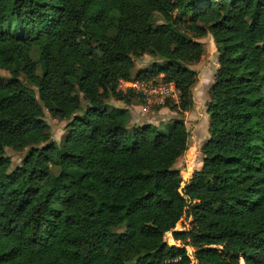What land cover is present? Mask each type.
<instances>
[{
  "label": "trees",
  "instance_id": "16d2710c",
  "mask_svg": "<svg viewBox=\"0 0 264 264\" xmlns=\"http://www.w3.org/2000/svg\"><path fill=\"white\" fill-rule=\"evenodd\" d=\"M119 4L0 0V69L10 74L0 82V264H264V0ZM206 34L218 62L209 137L182 185L188 64ZM144 54L151 66L133 74ZM158 75L179 93L165 104L176 118L165 131H129L127 108L108 100L131 102L120 79ZM45 110L80 113L60 144ZM6 147L25 150L19 165ZM182 217L190 226L174 231Z\"/></svg>",
  "mask_w": 264,
  "mask_h": 264
},
{
  "label": "rangeland",
  "instance_id": "374dc122",
  "mask_svg": "<svg viewBox=\"0 0 264 264\" xmlns=\"http://www.w3.org/2000/svg\"><path fill=\"white\" fill-rule=\"evenodd\" d=\"M127 7L128 0H120V11L124 12ZM195 40L202 44L204 53L198 62L188 64L190 68L196 71V79L191 87L193 103L190 108L183 112L185 126L188 131V142L186 150L181 156L178 157L174 164V167L177 168L181 174L183 181L182 185H184L185 181L189 179L192 172L199 169L202 164L200 147L202 143L209 137L208 114L205 111V105L209 101L208 91L218 68L217 47L212 36L210 34H206L203 37L195 38ZM36 57L37 51L34 49L32 52V58ZM152 62L153 58L151 56L147 54L142 55L135 61L133 74H135L138 69L149 68ZM9 77L10 74L8 71L0 69V82H6ZM152 79L161 81V75H158ZM131 95L130 103L127 104L123 102L124 105L129 106V108H127L129 111V121L127 128L129 131L144 124H152L155 125L159 130L165 131L168 126L173 123L177 116V113L174 110H171L168 108V106H165V104H173L175 102L173 98H165L162 102H146L134 94ZM79 96L82 101V108H84L85 100L81 94H79ZM117 101L118 100L116 99L110 98L108 100V105L115 106V104H121L117 103ZM120 102H122V100H120ZM78 114L80 113H75L70 119H59L51 116L48 111L45 110L44 118L49 125L51 139L60 144L62 137L67 130L68 123L73 121L76 116H78ZM24 153L25 150L15 151L9 147H6V154L12 162L11 168L20 164ZM51 171L53 173H57L58 168L52 167ZM193 203L197 204L198 201H193ZM189 226V220L182 217L177 222L175 229L183 230ZM165 240L169 244L179 243L173 239L171 231H168L165 234ZM187 250L189 254H191L193 251L192 248H187Z\"/></svg>",
  "mask_w": 264,
  "mask_h": 264
},
{
  "label": "built area",
  "instance_id": "2783aa9c",
  "mask_svg": "<svg viewBox=\"0 0 264 264\" xmlns=\"http://www.w3.org/2000/svg\"><path fill=\"white\" fill-rule=\"evenodd\" d=\"M117 90L122 93L132 92L146 102H162L165 98H173L177 102L179 95L171 82L141 79H120Z\"/></svg>",
  "mask_w": 264,
  "mask_h": 264
},
{
  "label": "crops",
  "instance_id": "0c3cea01",
  "mask_svg": "<svg viewBox=\"0 0 264 264\" xmlns=\"http://www.w3.org/2000/svg\"><path fill=\"white\" fill-rule=\"evenodd\" d=\"M117 103H121V104H119V105L115 104L116 107H126V108H129L128 105H124L123 101L120 102V100H118Z\"/></svg>",
  "mask_w": 264,
  "mask_h": 264
},
{
  "label": "water",
  "instance_id": "95a60500",
  "mask_svg": "<svg viewBox=\"0 0 264 264\" xmlns=\"http://www.w3.org/2000/svg\"><path fill=\"white\" fill-rule=\"evenodd\" d=\"M174 231H176V229L174 228Z\"/></svg>",
  "mask_w": 264,
  "mask_h": 264
}]
</instances>
